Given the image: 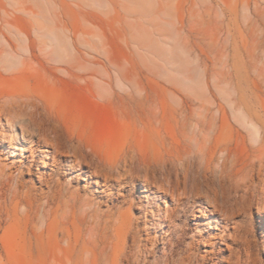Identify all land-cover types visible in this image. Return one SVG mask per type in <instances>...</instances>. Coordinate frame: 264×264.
I'll return each instance as SVG.
<instances>
[{
  "label": "rangeland",
  "instance_id": "obj_1",
  "mask_svg": "<svg viewBox=\"0 0 264 264\" xmlns=\"http://www.w3.org/2000/svg\"><path fill=\"white\" fill-rule=\"evenodd\" d=\"M13 100L35 102L43 122L27 110L23 127L57 129L64 151L31 162L0 117V264H264V0H0V105ZM70 161L107 174L113 195ZM143 176L199 185L181 237L135 220ZM215 191L242 210L211 246L193 217ZM131 201L130 231L107 222Z\"/></svg>",
  "mask_w": 264,
  "mask_h": 264
},
{
  "label": "bare ground",
  "instance_id": "obj_2",
  "mask_svg": "<svg viewBox=\"0 0 264 264\" xmlns=\"http://www.w3.org/2000/svg\"><path fill=\"white\" fill-rule=\"evenodd\" d=\"M20 101L17 102L16 100L15 101L13 100V101H5L4 103H2L0 105V117L1 116L6 117L8 121H10V123L11 122L13 123L14 121H18L16 123H17V126L18 125L20 126V127L18 126V128L20 129V133L19 135H16L13 140L19 143L23 142L29 145L28 152L32 158L31 162L34 163L36 161L37 163H40L42 167H45L47 164L46 159L50 157L51 160L53 159L52 162L55 163L53 153H63L64 150L62 151V148H63L64 137L62 139L60 133L57 132L56 131L57 129L55 130V128L54 129L44 128V129L38 130V133L36 136L37 138L36 140H34L33 139V135H34L33 129L35 127L34 125H36V127L41 125V123L43 122V119H38L40 118L38 117L39 109L37 105L35 104V102L30 103V102H24L23 100L24 103L23 102L20 103ZM261 108L264 110V105L261 106ZM27 110L30 112L29 115H27L26 113L28 112ZM23 113H26L25 115L29 116L28 117L29 123H30L29 127L34 126L32 130L27 128V126L23 127L25 126L21 122ZM237 121L238 123L242 124L239 120ZM245 124L246 123L242 125L245 126ZM244 130L246 131V129ZM247 130L252 131V128L250 129L247 128ZM13 140L10 141L11 142L10 144H13L12 143ZM1 141L5 142L6 140L4 138ZM259 142H261L259 143L260 146L258 144L257 145L260 151H263L264 153V136H262ZM13 147L17 149L16 146H13ZM38 147H42L45 154L44 155L39 154V156L36 158L35 154L37 152ZM72 153H73L72 155H75V157H78V154H77L79 153L78 148L74 149ZM263 153H261L262 155L260 153L258 154V155H261L260 156L261 159L259 158V161L263 160L264 158ZM65 170H66L65 172L69 174L76 172V177L80 178L82 181L86 183H90L94 185L97 192L99 191L100 193H104L107 196L113 195L112 188L107 183L108 182L107 180L109 179L107 174L104 175L105 179L101 180L98 173L96 172L91 173L90 171L85 169L81 161L79 163H74L70 161L66 165ZM262 170L264 171V169ZM137 190H138L139 198H141L142 201L146 205L144 206L142 211H141L142 209L141 207V209L139 210L140 213H138L137 218H135V220L140 219L141 217L143 218L150 217V221H148L149 227L155 230L156 232H158L157 230H162V227H168L167 224H170V230H169V227L168 229L165 230L166 237L165 239L162 238V240L164 239L165 241H169V239H172L173 237H181L182 233H179V232L182 231V226L175 224V221L179 220L180 215L183 217L185 216L184 210L189 205V202L194 203L193 200L201 196L200 195L201 189L199 185L196 183V181L194 180V178L189 179L188 176H185L182 182L176 178L173 182H171L167 186V188H165L163 184L157 185L155 181L151 180L147 176H143L142 179H140V188L138 185V188L136 189V191ZM167 195H169L171 198H174L179 206L178 208H175L170 212L164 213V216L159 218L157 217V215L153 213V211L151 210L152 208L151 206L153 205L155 199L161 200L163 197H166ZM202 197H204L208 201V205L209 207H211V209L200 207L201 205L198 204L199 209L196 210V214L194 215L193 218L196 220V223L199 226H202L204 232L206 233L205 240L211 246L219 242L223 243L226 241V239L230 237L228 230L230 228V225L233 223L236 214L238 212H241L242 207L241 205L237 203L236 200H233L231 198L232 196H230L229 193H226V192H223L221 195H219L215 191V193L212 195H209L206 193ZM134 206L136 205L132 201L128 204V208H127L128 219L121 221L120 216L118 215L119 213L116 214V212H111L109 214L107 222L109 224L111 223V225H113L114 223V224L121 225L122 227L124 226V228L127 231H130L133 227V219H132L133 217L131 216V210L134 208ZM167 237H169L168 240H167ZM162 245H163L162 249L165 250L166 243L164 241H162Z\"/></svg>",
  "mask_w": 264,
  "mask_h": 264
}]
</instances>
